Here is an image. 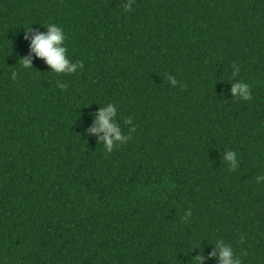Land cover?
<instances>
[{
    "label": "trees",
    "instance_id": "trees-1",
    "mask_svg": "<svg viewBox=\"0 0 264 264\" xmlns=\"http://www.w3.org/2000/svg\"><path fill=\"white\" fill-rule=\"evenodd\" d=\"M128 2L0 0V264H197L217 240L264 264V0ZM49 24L83 70L23 66ZM107 103L111 153L85 132Z\"/></svg>",
    "mask_w": 264,
    "mask_h": 264
},
{
    "label": "clouds",
    "instance_id": "clouds-1",
    "mask_svg": "<svg viewBox=\"0 0 264 264\" xmlns=\"http://www.w3.org/2000/svg\"><path fill=\"white\" fill-rule=\"evenodd\" d=\"M134 0H129L125 4V10H132V3ZM46 32H39L38 30L30 28L26 30L25 39L30 40V54L23 59V66L30 68L33 66L34 58L43 59L50 67L51 71L57 74H75L78 70H83L84 64L82 61L73 62L69 55V49L66 46V33L61 26L56 24H49L46 26ZM232 76L235 77L239 74L240 68L238 65H232ZM15 78V73H13ZM168 80L173 86L177 84L174 77L169 76ZM230 89L233 98L239 100H251L252 99V86L244 81L232 82ZM59 87L64 88L63 83L58 84ZM118 107L114 103H107L99 108V111L94 116V125L85 130L86 133L97 136L98 142L104 145L105 150L111 153L114 148L120 144H125L130 139L129 135H125L120 121L117 119ZM125 125L132 126L130 131H135L133 121L129 119L124 120ZM103 133V136L99 134ZM223 161L227 162L230 166V170H236L240 166L237 152L229 149L223 155ZM257 183L264 182V175L256 176ZM192 212H188L190 217ZM197 264H206L209 259H218L219 264H243L242 259L238 256L231 244L225 243L223 240H217L215 242V250L209 253L207 256L203 254L196 255Z\"/></svg>",
    "mask_w": 264,
    "mask_h": 264
}]
</instances>
